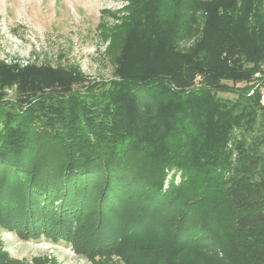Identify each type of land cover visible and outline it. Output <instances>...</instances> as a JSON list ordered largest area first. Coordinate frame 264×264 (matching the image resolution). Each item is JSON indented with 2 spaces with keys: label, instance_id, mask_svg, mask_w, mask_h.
I'll return each instance as SVG.
<instances>
[{
  "label": "trees",
  "instance_id": "16d2710c",
  "mask_svg": "<svg viewBox=\"0 0 264 264\" xmlns=\"http://www.w3.org/2000/svg\"><path fill=\"white\" fill-rule=\"evenodd\" d=\"M175 3L171 26L146 7L109 85L0 101L1 230L77 248L85 225L99 254L169 217L181 253L264 264V0Z\"/></svg>",
  "mask_w": 264,
  "mask_h": 264
},
{
  "label": "rangeland",
  "instance_id": "374dc122",
  "mask_svg": "<svg viewBox=\"0 0 264 264\" xmlns=\"http://www.w3.org/2000/svg\"><path fill=\"white\" fill-rule=\"evenodd\" d=\"M175 1L0 0V101L12 102L24 81L36 80L43 91L56 93L109 85L133 47L137 28L146 22L141 16L146 7L154 2L158 22L171 26L177 18ZM179 177L169 170L162 189L172 180L178 184ZM173 225L172 218L158 219L145 232L102 248L104 253L95 249L86 255L85 225L76 232L77 248L0 229V251L7 256L5 264H221L195 247L181 253Z\"/></svg>",
  "mask_w": 264,
  "mask_h": 264
}]
</instances>
